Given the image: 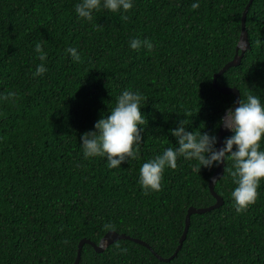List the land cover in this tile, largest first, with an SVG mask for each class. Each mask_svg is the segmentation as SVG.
<instances>
[{
    "label": "trees",
    "instance_id": "trees-1",
    "mask_svg": "<svg viewBox=\"0 0 264 264\" xmlns=\"http://www.w3.org/2000/svg\"><path fill=\"white\" fill-rule=\"evenodd\" d=\"M249 1L198 0L193 11L197 0H134L126 20L99 12L88 23L75 15L80 0H0V95L16 94L0 102V264H75L81 240L98 244L108 232L144 242L162 259L174 255L188 210L215 205L209 181L217 169L197 174L180 159L163 190L145 195L140 168L177 146L171 131L181 120L189 132L218 138L234 97L218 93L213 77L235 56ZM245 26L250 49L217 85L264 103V0L253 2ZM133 39L150 41L153 52L132 51ZM38 43L47 73L34 80ZM125 90L145 97L147 123L139 159L113 170L104 159L85 160L80 138ZM225 164L215 186L222 207L191 217L171 262L119 240L102 254L84 245L79 264H264V182L256 204L237 214Z\"/></svg>",
    "mask_w": 264,
    "mask_h": 264
},
{
    "label": "clouds",
    "instance_id": "clouds-1",
    "mask_svg": "<svg viewBox=\"0 0 264 264\" xmlns=\"http://www.w3.org/2000/svg\"><path fill=\"white\" fill-rule=\"evenodd\" d=\"M133 7L134 0H80L74 11L78 19L91 23L94 14L99 12H108L126 20V14L130 13ZM199 8L200 3L197 0L192 4V10ZM130 49L135 52L143 49L151 53L154 45L148 40L133 39L130 41ZM34 51L40 61V65L32 74V79L36 80L47 73L45 63L48 56L41 43L36 44ZM67 51L73 63L80 62L81 55L76 48H69ZM58 94H48L49 106L50 102L56 101ZM15 100V93L0 95V102ZM145 103V97L139 92L123 91L107 118H101L94 125L93 131L81 136L83 158L89 161L104 159L113 170L138 160L144 140L142 126L147 123L141 111ZM220 123L231 135L223 141L222 147L218 148L219 140L214 133L189 132L186 121H179L176 129L171 131L177 146L168 148L162 155L143 163L140 168L138 183L144 194L161 192L166 170L175 171L180 159L194 162V171L197 174L202 170L212 172L220 169L226 162H231L229 172L232 183L236 186L231 193L235 212L243 214L254 206L259 197L258 190L264 182V150L261 148L264 142V103L256 95L248 94L245 101L238 100L234 109L230 108L226 112ZM105 227L107 230L111 225ZM150 252L152 253V250Z\"/></svg>",
    "mask_w": 264,
    "mask_h": 264
},
{
    "label": "water",
    "instance_id": "water-1",
    "mask_svg": "<svg viewBox=\"0 0 264 264\" xmlns=\"http://www.w3.org/2000/svg\"><path fill=\"white\" fill-rule=\"evenodd\" d=\"M254 1L255 0H250L249 4L247 5V7L245 8V10H244V12L242 14L241 32H240V37H239L238 44L236 46L235 56H234L233 60L230 63H228L218 74L214 75V77H213V88L218 93H220L221 95L233 96L234 97V106L237 105V101L238 100H241V96H240L239 91L236 88L219 87L217 85V80H218V78L222 77L230 69L240 66L245 53L250 49V44H249V40H248V33L246 32V26L245 25H246V18H247L249 9H250V7H251V5L253 4ZM234 106L232 107V109H234ZM224 116H223V118H224ZM228 134H230V133L227 132L223 128V126L221 125V127L219 129V132H218V140H219V143H218V146H217L218 148L222 147L223 139ZM225 167H226V164L224 166H222L220 169H217L215 174H214V176L209 181V191H210V194L212 195V197L215 199V202H216L215 205H213L212 207L206 208V209L190 208L188 210L186 218H185V228H184L183 234H182V236H181V238L179 240V245H178V248H177L176 252L174 253V255L171 258L166 259V260L162 259L156 253L152 252L153 256L158 261H160L162 263H169L173 259H175L177 254L181 251L184 241L186 240V237H187V234H188V231H189V228H190V223H191L190 220H191V217L193 215H204V214L210 213V212L222 207L224 202L215 193V186H216L217 182L220 181L222 179V177L224 176ZM119 240H125V241L132 242L134 244L142 246V247L148 249L149 251H151V248L144 242L132 239V238L127 237L125 235H119V234H117L115 232H108L101 239V241L99 242L98 245H95V244L91 243L88 240L81 241L79 246H78L77 258H76L75 264H79L80 257H81V250H82V247H83L84 244L90 245L91 247H93L95 249V251L98 254H101V253L104 252L106 247L112 245L113 243H115V242H117Z\"/></svg>",
    "mask_w": 264,
    "mask_h": 264
}]
</instances>
